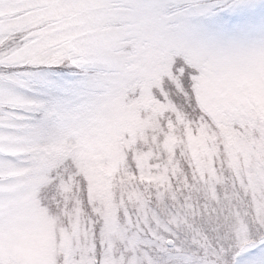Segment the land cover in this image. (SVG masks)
Returning a JSON list of instances; mask_svg holds the SVG:
<instances>
[{
    "label": "snow or ice",
    "instance_id": "6c2138e0",
    "mask_svg": "<svg viewBox=\"0 0 264 264\" xmlns=\"http://www.w3.org/2000/svg\"><path fill=\"white\" fill-rule=\"evenodd\" d=\"M0 264H264V0H0Z\"/></svg>",
    "mask_w": 264,
    "mask_h": 264
}]
</instances>
